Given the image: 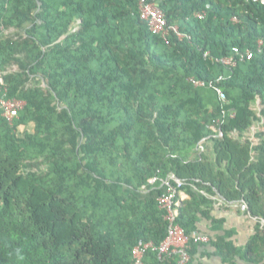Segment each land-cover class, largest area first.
<instances>
[{"label": "trees", "instance_id": "trees-1", "mask_svg": "<svg viewBox=\"0 0 264 264\" xmlns=\"http://www.w3.org/2000/svg\"><path fill=\"white\" fill-rule=\"evenodd\" d=\"M151 1L190 39L154 34L137 0H0V99L25 103L13 126L0 108V264H132L167 237L158 171L186 183L189 264H264V3ZM234 48L255 56L231 70ZM218 197L258 219L245 247L200 232Z\"/></svg>", "mask_w": 264, "mask_h": 264}, {"label": "built area", "instance_id": "built-area-1", "mask_svg": "<svg viewBox=\"0 0 264 264\" xmlns=\"http://www.w3.org/2000/svg\"><path fill=\"white\" fill-rule=\"evenodd\" d=\"M248 1L259 2V0ZM139 7L142 19L149 22L150 28L154 34H160L166 39L171 30L176 33L180 40L185 38V36L179 32L178 28L168 27L166 15L157 3H152L149 0H139ZM262 46H264V41L259 42V51H262ZM234 50L238 58L232 57L223 60V63L231 69L236 67L239 61L245 62L254 57V52L246 51L242 53L238 48ZM0 80L3 82L2 78ZM196 84L203 85L205 83L201 82ZM221 95L225 98L224 94L221 93ZM24 106L25 103L19 100L8 101L0 99V108L4 110V117L11 125L14 124L15 119L19 116V112ZM217 124H219V122H217ZM211 129L216 135L209 138H222L224 136L222 129L216 125L211 126ZM209 138L198 144L197 150L199 152L204 153L206 151L205 144ZM149 184L153 187L156 186L154 189H160L162 191L157 200L160 209L165 212V221L168 223L167 237L159 247L155 246L153 242H146L144 240L139 241L132 251V264H145L144 258L150 250L158 252L160 258H163L165 255L169 257L176 255L178 256V264H189L191 261L188 251L190 238L185 234L181 226L177 224L180 207V201L177 198L183 192L186 183L184 180L177 178L173 173H169L166 177H162L161 172L158 171V173L149 180ZM143 190L145 193L148 191L146 187ZM214 199L218 201V203L223 204L222 200L219 198ZM232 205L236 207L239 206L243 211L248 209V206L244 202L234 203ZM193 238L195 242L208 243L210 241L208 236L198 234H195Z\"/></svg>", "mask_w": 264, "mask_h": 264}, {"label": "crops", "instance_id": "crops-1", "mask_svg": "<svg viewBox=\"0 0 264 264\" xmlns=\"http://www.w3.org/2000/svg\"><path fill=\"white\" fill-rule=\"evenodd\" d=\"M203 194H205V196L207 195L205 192H203ZM180 198L181 203L188 197L186 193L182 192L180 194ZM220 199L222 198L220 197ZM216 202V205L213 208L214 210L211 213L212 218L202 219L200 221V232H211L213 235H220L224 230H233L235 231V235L231 238V240L236 243L237 247H245L250 237L253 235V230L258 219L250 217L248 210L243 211L239 206L236 207L232 204L228 205L225 201H223V204L218 203V201ZM215 220L223 222L222 230L215 229V227H218L219 224L214 223ZM210 254L207 256L203 255V257L198 256L197 258L201 260L202 264H221V261L218 257L212 255L211 252Z\"/></svg>", "mask_w": 264, "mask_h": 264}, {"label": "clouds", "instance_id": "clouds-1", "mask_svg": "<svg viewBox=\"0 0 264 264\" xmlns=\"http://www.w3.org/2000/svg\"><path fill=\"white\" fill-rule=\"evenodd\" d=\"M138 1V4H139V0H137ZM150 2H152V3H157L158 4V2H154V1H151V0H149ZM245 2L246 3H250V4H263L264 3V0H259V2H253V1H248V0H245ZM159 5V4H158ZM159 7H160V5H159ZM140 8V7H139ZM161 8V7H160ZM164 12V11H163ZM165 13V12H164ZM166 15V14H165ZM202 16V17H201ZM206 16H207V13L205 12V11H203V12H200V13H198L197 15H196V17L199 19V20H204L205 18H206ZM166 19H167V16H166ZM144 21H146V20H144ZM232 21L235 23V24H239V20L236 18V17H234L233 19H232ZM146 22H148V21H146ZM167 22H168V20H167ZM148 24H149V22H148ZM149 26H150V24H149ZM168 27L170 28V27H175V28H178V30H179V32L181 33V34H183L184 36H185V38L184 39H190V37L188 36V35H186V34H184V33H182L181 31H180V29H179V27H177V26H169V24H168ZM151 29V28H150ZM170 33H174L175 35H176V33L175 32H173V31H171L170 30V32H169V34L167 35V38L165 39V38H163V36L162 35H160V34H157V35H159L160 37H162L165 41H167V39H168V37H169V35H170ZM177 36V35H176ZM177 38H178V36H177ZM179 39V38H178ZM183 39V40H184ZM180 40V39H179ZM183 40H180V41H183ZM260 41H263V40H260ZM259 41V42H260ZM259 42H258V44H257V48H258V45H259ZM264 48V46H262V49ZM235 49V48H234ZM239 49V48H238ZM242 53L244 52V50L242 51V50H240ZM247 51V50H246ZM245 51V52H246ZM248 51H251V52H254V56H255V51H252V50H248ZM207 54H209V53H207ZM232 57H235V58H238L237 57V55H236V53H235V50H234V53H233V55L232 56H228V57H225V58H232ZM253 59V58H252ZM251 59V60H252ZM246 61H250V60H246ZM240 63H242L241 61H239L238 62V65L240 64ZM238 65L236 66V67H234V68H230L231 70H233V69H236L237 67H238ZM201 82V81H200ZM258 105H259V102H258ZM260 107V106H259ZM18 118V117H17ZM16 118V119H17ZM15 119V120H16ZM14 125V124H13ZM12 125V126H13ZM155 188H156V186H155ZM219 198V197H218ZM220 199V198H219ZM220 200H222V199H220ZM224 200H222V202H223Z\"/></svg>", "mask_w": 264, "mask_h": 264}, {"label": "rangeland", "instance_id": "rangeland-1", "mask_svg": "<svg viewBox=\"0 0 264 264\" xmlns=\"http://www.w3.org/2000/svg\"><path fill=\"white\" fill-rule=\"evenodd\" d=\"M259 109H260L259 105H258V104L255 105V110L257 111V110H259ZM260 129H261V126H259L258 124H256V125L253 127V129H252L251 135L255 134V133L258 132Z\"/></svg>", "mask_w": 264, "mask_h": 264}]
</instances>
